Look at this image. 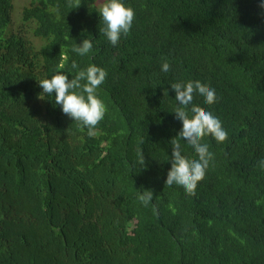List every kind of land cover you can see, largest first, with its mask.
<instances>
[{"label":"trees","instance_id":"obj_1","mask_svg":"<svg viewBox=\"0 0 264 264\" xmlns=\"http://www.w3.org/2000/svg\"><path fill=\"white\" fill-rule=\"evenodd\" d=\"M122 2L135 19L113 46L96 0H31L16 31L0 0V264H264V0ZM90 65L108 73L92 136L38 84ZM196 80L228 139H203L214 159L188 196L164 184L182 127L170 85Z\"/></svg>","mask_w":264,"mask_h":264},{"label":"clouds","instance_id":"obj_2","mask_svg":"<svg viewBox=\"0 0 264 264\" xmlns=\"http://www.w3.org/2000/svg\"><path fill=\"white\" fill-rule=\"evenodd\" d=\"M77 4L75 8L79 7ZM264 9V2L259 4ZM99 21L103 25L99 31L107 38L111 45L120 42L122 36L127 37L135 19V12L126 6L122 0H102L98 8ZM93 49L91 40L85 38L80 44L73 47V51L84 56ZM72 67H77L73 62ZM163 72L170 71V64L164 59L161 64ZM108 73L101 67L90 65L71 79L63 73H56L50 79H42L38 82L42 89L39 98L43 95L53 96L56 105H59L63 114L72 121L88 129V135L95 134V129L106 113V106L97 96V89L105 82ZM83 81V83H82ZM175 92L177 106L173 109L174 118L182 124L177 136L172 140L170 157L171 167L167 172L164 184L181 187L188 196L195 195V189L205 177L214 154L209 151L207 143L203 139L211 136L217 143H223L228 139V133L222 125V121L200 106L193 104L194 97H203L204 103L212 105L218 97L214 88L199 80L176 82L170 85ZM186 142L195 153L196 158L190 159L182 154L180 141ZM137 163L141 168L146 167L142 149H137ZM264 163V161H262ZM151 190H143L138 194L139 202L147 207L153 200ZM153 211H156L153 205Z\"/></svg>","mask_w":264,"mask_h":264},{"label":"rangeland","instance_id":"obj_3","mask_svg":"<svg viewBox=\"0 0 264 264\" xmlns=\"http://www.w3.org/2000/svg\"><path fill=\"white\" fill-rule=\"evenodd\" d=\"M31 0H11L12 3V10H11V23L9 25V29L12 31H16L19 28V25L21 23V11L22 8L29 4ZM36 2L43 3V0H35ZM102 3V0H96V4L100 6ZM23 30L28 34L29 37H31L36 43H40V41L37 38L32 37L30 33V26L23 24Z\"/></svg>","mask_w":264,"mask_h":264}]
</instances>
